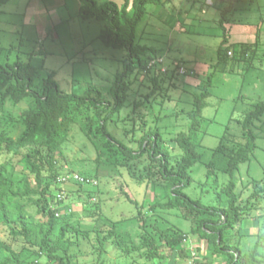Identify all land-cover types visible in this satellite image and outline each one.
<instances>
[{"label":"rangeland","instance_id":"obj_1","mask_svg":"<svg viewBox=\"0 0 264 264\" xmlns=\"http://www.w3.org/2000/svg\"><path fill=\"white\" fill-rule=\"evenodd\" d=\"M57 1L9 0L0 5V68L17 60L29 63L36 71L35 90H40L45 79L53 74L62 91L82 95L89 87L98 86L104 98L113 102L110 88L114 86L117 74L123 73L124 62L129 61L126 50L114 49L103 43L100 34L106 22L82 19L78 0H63L65 6L52 11L49 6ZM107 1H113L120 7L124 4V0H97L100 4ZM228 6V0H213L211 4L208 0H172L170 6L147 5L146 15L136 29V42L156 49V56L163 58V67L168 69V74L162 77L164 89L148 99L146 95L153 88L152 77L143 73L128 75L126 85L131 81L135 83L125 88V106L120 117L127 119H120L117 123L111 121L108 125L115 138L137 151L138 143L133 140L140 138L144 122L134 117L139 114L148 116L147 130L160 129L165 146L173 152L172 161H177L181 150L172 139L188 130V116L181 111L192 110L193 95L200 93L201 86L211 78V96L206 100L207 106L202 112L204 122L198 132L199 149L204 158L189 171L192 182L185 193L191 199L199 200L202 207L220 206L222 209L229 199L225 193L230 182V175L225 172V159L214 158L215 173L210 176L206 164L211 159L212 150L219 146L229 123V132L239 135L245 111L264 101V0H240L235 4L236 10L229 15L231 21L225 25L232 43L229 40L223 46V60L217 68L223 40L219 20ZM179 10L182 14L170 15ZM128 12L133 14L131 3ZM177 15L181 21L178 24ZM252 39L258 40L259 50L256 56L245 58L239 51L240 42ZM231 50L233 57L226 55ZM137 60L135 58L136 63ZM180 63L186 69L185 75L174 74ZM191 78L198 81L189 85ZM32 106L29 99L18 105L8 102L6 115L17 118ZM93 112L89 109L85 115H79L72 125L70 138L61 145L60 154L54 156L59 175L74 172L99 182L95 187L65 185V199L61 204L56 203L55 186L50 188V206L58 208L56 211L60 215L57 230L52 236L54 244L59 247V254L70 264H222V257H209L207 243L190 234L196 225L193 217L185 220L181 210L177 209L150 211V205L162 198L163 189L158 186L154 189L146 181L133 177V173H139L134 166L137 160H130L128 166L118 168L103 163L109 156L117 154L121 159L122 155L103 146V137L96 139L88 132L87 121ZM132 127L136 132L134 136L127 134ZM255 130L258 134L257 150L248 162L240 165L235 176L241 205L264 186L260 183L264 180V115L256 122ZM17 135L15 133L13 137L17 138ZM28 151L25 149L21 155L15 156L14 172L17 177L28 174L36 188L35 176L19 162ZM8 157L3 154L1 162ZM146 164L144 160L139 167L142 169ZM42 169V186L45 187L51 178L47 167ZM38 197L31 195L16 199L11 210L18 207L17 204L22 205L33 221H43L33 203ZM256 198L258 201L253 200L254 204L246 209L240 226L230 230L226 236L233 251L239 249L243 254H249L258 246L260 259L264 260V191ZM138 212L147 216L145 230L139 228L135 219ZM67 223L77 225L80 234L76 236L72 231L67 232L59 243L61 228ZM110 223L120 235L122 245L129 243L128 240L141 245V237L157 235L153 225L181 230L189 234L184 245L178 247L184 252V257L171 260L172 251L165 246L161 249L163 258L153 262L145 260L137 252L126 253L115 242L101 248L98 236L108 233ZM100 226L99 234L93 232ZM0 242L20 255V260H15L8 250L0 247V261L10 258L15 264H56L48 262L46 252L32 249L22 238L13 237L6 225H0ZM245 264L249 263L246 261Z\"/></svg>","mask_w":264,"mask_h":264},{"label":"trees","instance_id":"obj_2","mask_svg":"<svg viewBox=\"0 0 264 264\" xmlns=\"http://www.w3.org/2000/svg\"><path fill=\"white\" fill-rule=\"evenodd\" d=\"M7 1L9 0H0V5ZM78 1L82 19L106 22L100 34L101 40L108 47L125 49L129 61L124 62L123 73L117 74L114 86L110 88L113 102L104 98L98 86L89 87L82 95L62 91L53 74L45 79L40 90H35L33 86L36 71L29 63L26 64L17 60L13 64L8 63L5 67L0 68V225H6L13 237L22 238L32 249L46 252L48 262L70 264L66 261V257L59 254V247L52 240V236L57 230L60 215L56 211L59 210L58 208L54 209L50 206L49 191L52 185L55 186L57 194L63 191L58 185L57 179L60 175L56 172L54 156L60 154L61 145L70 138L72 125L79 115H85V112L92 109L93 115L87 121L88 132L96 139L103 137V146L109 147V150H117L122 155L121 159L117 154L109 156L103 163L118 168L128 166L130 160H137L134 166L137 167L139 173H133V177L138 181H146L154 189L157 186L163 189L162 198L150 205L151 212L177 209L181 210V216L185 220L193 217V220H196V225L191 228L190 234L197 235L200 241L206 242L209 257H222V264H245L246 261L249 264H264V260L260 259L258 246L249 254H243L239 249L233 251L230 239L226 236L230 230H235L240 226L246 216V209L258 201L256 197L264 191L263 186L262 189L253 193L244 205H241L240 195L236 193L237 182L235 180L240 165L248 162L257 150L258 134L255 130V124L264 115V101L257 102L252 105V108L245 111L240 121L242 131L239 135L229 132V123L219 146L212 150L211 159L206 164L210 176L215 173L214 158L219 156V158L225 159V172L230 175V182L225 188V193L229 198L227 206L223 209L220 206L202 207L199 200H193L186 195L185 189L192 182L189 171L204 158V154L199 149L198 132L204 122L202 112L207 106L206 100L211 96V78L205 85L201 86L200 93L193 95L192 110L186 113L184 110L181 111L188 116V130L187 133H180L172 139L181 150L179 160L172 161L173 152H170L169 148L165 146L166 141L160 135L159 128L147 130L148 116L144 117L139 114L134 117H139L144 122V129H141L143 131H141L140 138L133 140V142L138 143L137 151L130 149L125 142L115 138L108 130L111 121L117 123L118 120L122 119L120 113L125 106V88L135 83L131 81L126 85L125 78L128 75L143 73L150 78L152 77L153 88L146 95L148 99L156 96L164 89L161 86L165 83L162 77L168 74L167 68L166 73L161 71L164 60L161 63L155 62L157 59H162V57L156 56L157 50L136 42V29L146 15L147 5H165L172 0H132V2L124 0L121 7L113 1L101 4L97 0ZM239 1L228 0L229 6L221 13L219 26L223 30V40L219 50L217 68L223 60L221 57L223 46L229 42V34L225 25L231 21L229 15L236 10L235 4ZM130 3L133 7L132 15L128 12ZM240 46L239 51L245 58L256 56L257 47H259L256 43ZM228 52L226 53L227 56ZM135 58L138 59L137 63ZM151 62L155 63L151 65ZM181 67H183L182 63L177 64L174 71L175 75H180L179 69ZM220 70L224 71L225 68H220ZM169 85L168 87H170ZM28 99L33 102L30 109L21 112L17 118L6 115L8 102L18 105ZM143 105L141 107L144 108ZM124 119L122 120L125 121ZM158 120L159 118L156 119V121ZM15 133H18L17 138L13 137ZM135 133L134 127L127 131V134L133 136ZM25 149L29 151L22 155L19 162L22 163L27 172L35 176L36 188L33 187L28 174L17 177L14 172V158L21 155ZM3 154H7L9 157L1 162ZM143 159L147 161V164L141 169L139 164L144 162ZM44 167H47L51 178L45 187L42 186V168ZM97 183L99 185L98 181ZM260 183L264 184V180ZM31 195L39 196L33 203L43 221H33L25 213L22 205L17 204L18 207L14 208L13 211L11 210L14 200L29 198ZM127 197L131 203H134L129 196ZM55 199L58 204L64 201L58 200L57 195ZM96 215L99 214L96 213ZM146 217L145 213L143 215L142 212H138L137 217H135L136 221L139 222V228L142 230H145ZM109 225L108 233L104 236H98L101 248L109 242H115L126 253L137 252L145 260L153 262L163 258L161 249L162 246H165L172 251L171 260H176L179 256L184 257V252L178 247L184 245L189 234L183 233L181 230H174L169 226L162 228L159 225H153L152 229L157 235L141 237V245L134 244L132 240H128L129 243L122 245L120 235L116 233L111 223ZM99 230H101V226L93 232L99 234ZM70 231L77 234L76 236L80 234L77 225L67 223L65 227L61 228L59 243ZM81 233L86 235L84 231ZM262 236L264 237V235ZM0 247L8 250L15 260H20L19 253L13 251L8 245L0 242ZM0 264H15V262L13 259L7 258L0 261Z\"/></svg>","mask_w":264,"mask_h":264},{"label":"built area","instance_id":"obj_3","mask_svg":"<svg viewBox=\"0 0 264 264\" xmlns=\"http://www.w3.org/2000/svg\"><path fill=\"white\" fill-rule=\"evenodd\" d=\"M213 0H208V4H211ZM229 57H233V52L229 51L228 52ZM163 61L162 59H157L155 62L161 63ZM155 62H151V65H153ZM163 73L167 72V69L165 67L162 68L161 70ZM179 73L181 75H185L186 69L184 67H181L179 69ZM58 185L60 188H64L65 185H80V186H88V187H95L98 185L97 181L88 177L81 176L79 174H76L74 172H66L64 174H61L58 179ZM58 200L62 201L64 200V191L59 192L57 194Z\"/></svg>","mask_w":264,"mask_h":264},{"label":"crops","instance_id":"obj_4","mask_svg":"<svg viewBox=\"0 0 264 264\" xmlns=\"http://www.w3.org/2000/svg\"><path fill=\"white\" fill-rule=\"evenodd\" d=\"M170 4H171V2L169 3V6H170ZM65 6V1H63V0H58L57 1V3L56 4H54V5H50L49 6V8L52 10V11H54L55 9H59L60 7H64ZM166 12V11H165ZM179 12H181V10H179V11H176V12H173V13H170V15H172L173 16V14H175V13H178L179 15L180 14H182V12L181 13H179ZM167 14V13H166ZM179 15H177L176 17H177V23L176 24H178V23H180L181 21L178 19L179 18ZM227 28V27H226ZM229 40H230V42L232 43V38H230V36H229ZM236 42H234V44H235ZM241 43V45H245V44H250V45H254L255 43L258 45V40L257 39H252L250 42H240ZM259 50V49H258ZM194 81H198V80H195V79H190L189 81H188V83H189V85L191 84V85H193L192 84V82H194Z\"/></svg>","mask_w":264,"mask_h":264}]
</instances>
